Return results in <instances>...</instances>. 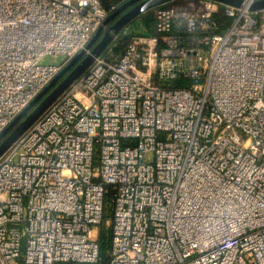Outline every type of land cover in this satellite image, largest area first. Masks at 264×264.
<instances>
[{
  "label": "built area",
  "instance_id": "built-area-1",
  "mask_svg": "<svg viewBox=\"0 0 264 264\" xmlns=\"http://www.w3.org/2000/svg\"><path fill=\"white\" fill-rule=\"evenodd\" d=\"M175 1L0 155V264H264V8ZM109 16L0 0V134Z\"/></svg>",
  "mask_w": 264,
  "mask_h": 264
},
{
  "label": "water",
  "instance_id": "water-1",
  "mask_svg": "<svg viewBox=\"0 0 264 264\" xmlns=\"http://www.w3.org/2000/svg\"><path fill=\"white\" fill-rule=\"evenodd\" d=\"M139 0H128L126 3L122 4L116 12L112 13L104 22L103 26H106L111 20L122 15V13L131 5L136 3ZM170 0H141L138 4H136L133 8L123 14L117 22L112 26L113 32L111 33L109 30L107 33L112 39L114 34L118 33L124 25H126L132 18L141 13L144 10L152 8L158 4H162L168 2ZM225 3H230L234 5H240L242 0H219ZM264 8V0L258 1L252 5V9ZM102 26V27H103ZM101 34V29L98 30L97 34L92 39L89 47L94 45V42L99 38ZM107 37L103 38L106 41ZM108 41L107 44L111 41ZM100 43L101 45L95 51L93 50V54L90 55L93 59L94 56L99 55L106 47L105 42ZM100 52V53H99ZM83 52L77 54L71 62L50 82L48 86H46L33 100L32 102L14 119V121L4 129V131L0 134V155L3 151L9 146V144L22 133L24 129H26L35 119L42 113V111L48 107V105L55 99V97L61 93L71 82H73L77 77H74L71 81L68 80L65 84H58L61 78L70 70L74 63L77 62L83 56Z\"/></svg>",
  "mask_w": 264,
  "mask_h": 264
},
{
  "label": "trees",
  "instance_id": "trees-1",
  "mask_svg": "<svg viewBox=\"0 0 264 264\" xmlns=\"http://www.w3.org/2000/svg\"><path fill=\"white\" fill-rule=\"evenodd\" d=\"M103 5L105 6L106 9H108L110 11V15L114 12H116V10L124 3H126L128 0H101ZM141 0L137 1L136 3H134L133 5L129 6L124 13H126L127 11H129L131 8H133L136 4H138ZM171 1L170 0L168 2L162 3V4H158L152 8H149L146 10V12H141L138 15H136L134 18H132L126 25H124L122 27V29L119 31V38L118 40H111V44L112 45H116V47L114 48L115 50H122L123 47L125 46L126 42H127V36H123L122 32L124 27H126L127 25H129L130 23H132L134 20H136L138 17H142L143 20L146 22V26L148 28L149 32H154V24H155V16L153 13V9H155L158 6H162V5H167L169 4ZM116 6V9H113L112 7ZM119 17V16H118ZM117 17V18H118ZM116 23V19L111 20L108 24L113 26ZM110 44V45H111ZM101 243H102V253L106 252V249L108 248L110 242L108 237H106V235L104 233L101 234L100 237ZM105 240V241H104ZM107 247H105L106 245Z\"/></svg>",
  "mask_w": 264,
  "mask_h": 264
},
{
  "label": "rangeland",
  "instance_id": "rangeland-1",
  "mask_svg": "<svg viewBox=\"0 0 264 264\" xmlns=\"http://www.w3.org/2000/svg\"><path fill=\"white\" fill-rule=\"evenodd\" d=\"M196 0H177V1H175V2H173V3H177V4H182V5H184V4H190V3H192V2H195ZM153 11H154V9H153ZM105 27L106 26H103V27H100L99 28V30L101 29V34H100V36H99V39L98 40H100L99 41V43H98V45L96 46V49H95V51L98 49V47L101 45L100 43H102L104 40H103V38H105V37H107L105 40L106 41H104L105 42V45L108 43V41L111 39L110 38V36H109V34L106 32V30H105ZM98 32V31H97ZM97 32H96V34H97ZM95 34V35H96ZM111 44V41H110V43L109 44H107L106 46V48H105V50H103L102 52H103V54L102 55H104L105 54V52L108 50V49H110L111 47L110 46H112V45H110ZM120 50V49H119ZM119 50H115L114 51V53L116 54ZM101 52V53H102ZM100 53V52H99ZM100 53V54H101ZM92 62V57L91 56H82L80 59H78L77 60V62L76 63H74L73 64V66L70 68V70L61 78V80L58 82V84L56 85V86H58V85H60V84H65L68 80H72L74 77H77L78 75H80L82 72H84V70H86V68L90 65V63ZM107 237V236H106ZM105 241V240H104ZM105 245H106V243H105ZM105 247H107V245L105 246ZM109 247V246H108ZM108 249V248H107Z\"/></svg>",
  "mask_w": 264,
  "mask_h": 264
},
{
  "label": "crops",
  "instance_id": "crops-1",
  "mask_svg": "<svg viewBox=\"0 0 264 264\" xmlns=\"http://www.w3.org/2000/svg\"><path fill=\"white\" fill-rule=\"evenodd\" d=\"M123 14H125V13L123 12L122 15H123ZM122 15H120L118 18H117V17L114 18V19H116V22H117V20H118ZM114 19H113V20H114ZM105 30H106V32H107L108 30H109L111 33L113 32L112 26L109 25V24L106 25ZM118 33H119V32H118ZM98 39H99V38H98ZM98 39L94 42L93 50L96 48V46L98 45V43H99V41H100V40H98ZM112 39H113V38H112ZM112 39H111V40H112ZM109 43H110V42H109ZM111 45H112V44H111ZM106 47H107V46H106ZM106 47H105V48H106ZM110 47L113 49V51H115L114 48L116 47V45H112V46H110ZM111 48H110V49H111ZM104 50H105V49H104ZM108 50H109V49H108ZM108 50H107V51H108ZM107 51H106L105 53H107ZM121 51H122V50H119L116 54H119ZM103 52H104V51H103ZM103 52H102L101 54H103ZM99 55H100V54H99Z\"/></svg>",
  "mask_w": 264,
  "mask_h": 264
}]
</instances>
